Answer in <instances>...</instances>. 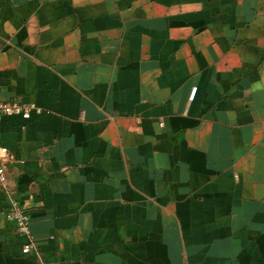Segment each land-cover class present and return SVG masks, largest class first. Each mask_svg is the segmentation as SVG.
Wrapping results in <instances>:
<instances>
[{
	"label": "crops",
	"instance_id": "0c3cea01",
	"mask_svg": "<svg viewBox=\"0 0 264 264\" xmlns=\"http://www.w3.org/2000/svg\"><path fill=\"white\" fill-rule=\"evenodd\" d=\"M11 99L0 264H264V0H0Z\"/></svg>",
	"mask_w": 264,
	"mask_h": 264
},
{
	"label": "built area",
	"instance_id": "2783aa9c",
	"mask_svg": "<svg viewBox=\"0 0 264 264\" xmlns=\"http://www.w3.org/2000/svg\"><path fill=\"white\" fill-rule=\"evenodd\" d=\"M198 91L197 86L192 88L190 93L189 102L191 103ZM34 105H26L20 102L19 100H0V121L6 116L12 114H20L23 117H29L31 110L34 108ZM14 159L13 153L11 150L0 144V182L3 187L6 189V170L8 164ZM7 217L11 220L18 231L22 236H29L30 234V217L25 208L16 201H13L9 209L7 210ZM34 247L33 242L24 244L22 252L28 254L32 251Z\"/></svg>",
	"mask_w": 264,
	"mask_h": 264
}]
</instances>
